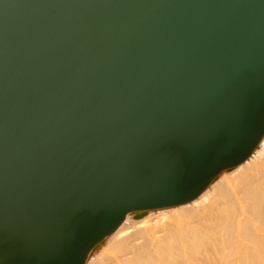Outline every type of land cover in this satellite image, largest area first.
<instances>
[{"label": "water", "instance_id": "1", "mask_svg": "<svg viewBox=\"0 0 264 264\" xmlns=\"http://www.w3.org/2000/svg\"><path fill=\"white\" fill-rule=\"evenodd\" d=\"M263 135L264 0H0V264H85Z\"/></svg>", "mask_w": 264, "mask_h": 264}, {"label": "bare ground", "instance_id": "2", "mask_svg": "<svg viewBox=\"0 0 264 264\" xmlns=\"http://www.w3.org/2000/svg\"><path fill=\"white\" fill-rule=\"evenodd\" d=\"M248 158L252 167L220 177L222 170L202 191L209 199L201 211L188 216L179 209L170 215L149 214L134 222L146 228L130 240L107 243L143 211L127 213L85 264L100 256L104 257L100 264H264V135L239 164Z\"/></svg>", "mask_w": 264, "mask_h": 264}, {"label": "rangeland", "instance_id": "3", "mask_svg": "<svg viewBox=\"0 0 264 264\" xmlns=\"http://www.w3.org/2000/svg\"><path fill=\"white\" fill-rule=\"evenodd\" d=\"M257 149V148H256ZM257 162V161H256ZM251 164V165H250ZM252 160H246L245 162H243V164H239L238 166L234 167L231 170H223V172H221L220 177H222V175H233V174H240L241 172L247 170L248 168L252 167ZM233 171V172H231ZM214 183V182H213ZM203 193V192H202ZM201 193V194H202ZM200 194V195H201ZM199 195V196H200ZM203 196H198L197 198H195L194 200L185 203V204H180V205H175V206H171V207H166V208H161V209H152L151 211H143V212H139V217H135V215H133V217L131 218V220L127 223V228L124 231L123 234H121L120 236H116L113 237L112 239L108 240L107 243L112 244L115 242H125L126 240H130L132 238V235H135L139 232V230H143L146 228V226H142V224H135V221H138L140 219H144L147 218L149 214H157V215H170L173 211H178L182 210L184 211L183 214H185L186 216L188 215H192L195 214L198 211H201V209L205 206V203L208 201V195L205 196V194H202ZM160 213V214H159ZM180 218L182 216H179ZM165 220V219H164ZM132 232V233H131ZM130 237V238H129ZM124 240V241H123ZM108 244V245H109ZM104 257H98V259L95 257L90 264H100L99 262L103 259Z\"/></svg>", "mask_w": 264, "mask_h": 264}]
</instances>
